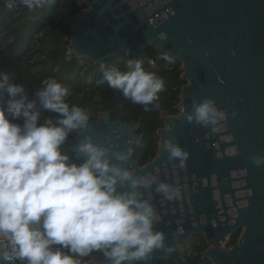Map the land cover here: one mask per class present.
<instances>
[{"label": "water", "instance_id": "95a60500", "mask_svg": "<svg viewBox=\"0 0 264 264\" xmlns=\"http://www.w3.org/2000/svg\"><path fill=\"white\" fill-rule=\"evenodd\" d=\"M85 8L65 36L68 53L94 66L129 54L152 65L150 47L181 63L180 100L175 116L160 115L154 158L139 166L133 148L139 124L111 120L105 112L89 120L82 135L62 146L71 155L83 135L111 151L131 155L125 167L151 174L178 191L172 199L144 193L155 208V229L173 251L156 253L150 264H178V245L200 236L210 264H264V0H81ZM205 97L215 101L223 119L207 126L188 123L180 113ZM172 139L188 159L169 161L163 148ZM79 163V161H76ZM115 162V161H113ZM241 230L237 243L226 245ZM191 247V246H190ZM83 264H107L103 255Z\"/></svg>", "mask_w": 264, "mask_h": 264}, {"label": "clouds", "instance_id": "9594fccd", "mask_svg": "<svg viewBox=\"0 0 264 264\" xmlns=\"http://www.w3.org/2000/svg\"><path fill=\"white\" fill-rule=\"evenodd\" d=\"M50 0H0L4 8L16 5L41 8ZM159 59L166 66L171 54ZM143 59H128L124 69L100 63L99 83L122 94L143 111L159 110L163 80L146 71ZM69 88L54 77L41 81L29 99L23 84L0 70V247L4 261L19 264H82L81 258L100 252L107 264H150L153 255L165 258L173 248L155 229L158 217L144 193L154 190L172 200L177 189L151 174H139L124 165L131 149L111 151L83 135L62 150L69 136L89 126L85 108L69 104ZM39 104V108L36 105ZM46 112L55 116H45ZM180 113L188 123L215 124L225 113L210 97L192 100L190 112ZM169 161L188 159V152L165 140ZM257 166L264 156L251 157ZM76 161H79L77 163ZM115 161V162H113Z\"/></svg>", "mask_w": 264, "mask_h": 264}, {"label": "trees", "instance_id": "16d2710c", "mask_svg": "<svg viewBox=\"0 0 264 264\" xmlns=\"http://www.w3.org/2000/svg\"><path fill=\"white\" fill-rule=\"evenodd\" d=\"M85 8L81 0H50L41 8L28 9L20 5L12 9L0 3V70L9 74L11 80L23 84L33 100V93L41 86V81L54 77L69 88L67 102L79 105L89 111L90 120L97 119L100 112H105L111 120L135 122L139 124L138 134L142 140L133 148V158L139 166L149 163L157 153V131L164 127L160 118L175 116L176 106L180 100L181 63L174 61L167 65L159 59L164 54L148 47L147 54L152 65H144L146 71L154 72L163 80L164 90L159 94V110L145 112L142 106L125 100L121 93L110 88L107 83H99L100 66H94L85 59L76 58L68 53L65 36L70 31L72 19ZM129 54L106 61L122 70ZM39 108V104L36 105ZM45 116H55L41 109ZM77 133H72L69 138ZM239 234L230 237L227 246L237 243ZM185 255L178 252V264H210L201 258L206 249L204 240L198 236L190 244ZM0 247V264H19L17 261H4ZM102 255L93 252L81 258L82 264L93 257Z\"/></svg>", "mask_w": 264, "mask_h": 264}, {"label": "rangeland", "instance_id": "374dc122", "mask_svg": "<svg viewBox=\"0 0 264 264\" xmlns=\"http://www.w3.org/2000/svg\"><path fill=\"white\" fill-rule=\"evenodd\" d=\"M95 120V119H94ZM240 233H241V230H239V232H238V234L240 235ZM182 245H184V244H182ZM181 244H179L178 245V247H180L178 250H179V252H183L184 254H186L187 252V250L188 249H190V246L188 245H186V247H184V246H182ZM226 248H229V246H227V244L226 245H224Z\"/></svg>", "mask_w": 264, "mask_h": 264}, {"label": "built area", "instance_id": "2783aa9c", "mask_svg": "<svg viewBox=\"0 0 264 264\" xmlns=\"http://www.w3.org/2000/svg\"><path fill=\"white\" fill-rule=\"evenodd\" d=\"M185 255H188V253H186Z\"/></svg>", "mask_w": 264, "mask_h": 264}]
</instances>
